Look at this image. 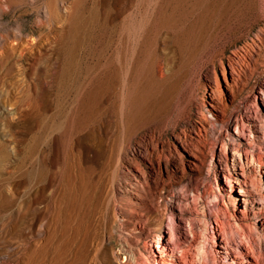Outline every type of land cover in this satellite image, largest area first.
Instances as JSON below:
<instances>
[{"label":"bare ground","instance_id":"bare-ground-1","mask_svg":"<svg viewBox=\"0 0 264 264\" xmlns=\"http://www.w3.org/2000/svg\"><path fill=\"white\" fill-rule=\"evenodd\" d=\"M237 1L0 0V160L22 157L33 139L31 174L0 195V217L18 200L14 222L0 221V240L10 245L0 264H264V86L258 111L237 118L219 148L232 161L235 207L218 205L224 218L217 210L214 218L240 239L216 234L212 243L213 220L207 215L198 230L197 213L170 222L157 207L127 219L131 199L119 201L115 186L126 147L144 127L157 131L151 124L177 99L217 20ZM28 7L32 33L21 14L4 19ZM227 58L231 70L223 58L221 69L233 96L238 66ZM211 90L208 103L225 110L213 104H224L218 81Z\"/></svg>","mask_w":264,"mask_h":264},{"label":"rangeland","instance_id":"rangeland-1","mask_svg":"<svg viewBox=\"0 0 264 264\" xmlns=\"http://www.w3.org/2000/svg\"><path fill=\"white\" fill-rule=\"evenodd\" d=\"M19 14L24 22V31H35V11L31 7L16 14L7 13L4 19L12 22ZM263 26L264 0H238L217 20L211 31L208 46L184 80L177 99L151 124L158 128L157 131L151 133L149 126L144 127L123 153L115 186L119 201L126 203L125 201L131 199V202H127L131 208L125 212V218L137 219L150 209L162 207L166 209L170 222L174 219L177 222V214L181 211L189 215L197 213L198 230L203 231L208 215L207 217L213 220V225H209L212 243L217 239L216 234L240 239L241 233L237 234L235 229H232V232L235 230L232 233L230 227H224V214L218 212L217 208L218 205L231 210L235 207L229 172L233 170L232 161L226 162L225 156L219 154V148L222 140L227 137V132L230 129L236 130L237 118L240 119L241 115L250 111L255 113L260 108L255 95H261V87L264 86V32L261 31ZM258 33H261L263 39L256 36ZM229 55L235 58L240 81L236 87L237 93L233 96L227 88L220 62V58H223L226 68L231 70L227 58ZM210 58L215 59V64L210 61L201 67V60ZM216 81L221 85L224 104L215 98L213 104L223 106V111L208 103L211 85L216 86ZM201 111L206 118L202 117ZM37 134L41 141L43 133ZM32 147L33 139L29 138L22 157L10 158L8 161L0 160V195L10 185L18 184L24 176L31 174L27 166L31 164ZM250 150L253 151H249L250 160H253V157L258 160L260 150ZM251 154L254 156L251 157ZM248 169L249 167V185L252 187L254 178ZM212 189L218 197L206 194ZM137 193H140V197ZM17 202L15 199L5 211L7 213L3 212L1 222H14ZM217 215L222 221L219 219L215 222L214 217ZM165 233V230L159 229L158 239ZM113 243L119 248L117 237L113 239ZM9 249L10 245H4L0 240V260Z\"/></svg>","mask_w":264,"mask_h":264}]
</instances>
